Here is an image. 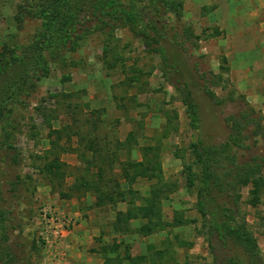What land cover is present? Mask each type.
<instances>
[{"label": "rangeland", "instance_id": "374dc122", "mask_svg": "<svg viewBox=\"0 0 264 264\" xmlns=\"http://www.w3.org/2000/svg\"><path fill=\"white\" fill-rule=\"evenodd\" d=\"M178 1L197 39L187 42L186 50L161 42L167 63L127 28L94 32L63 58L47 60L48 75L13 103L10 147H0V264H94L97 259L101 264H229L235 254L242 257L207 235L208 218L196 206L199 181L188 185V174H199L190 144L218 149L229 134L225 117L238 115L243 97L263 121L259 135L252 134L253 126L244 130L248 149L241 152L242 160L264 157V82L254 64L259 61L245 65L234 56L236 48L250 53L251 47L258 51L264 45V17L250 6L243 10L242 1ZM20 2L0 0V47L9 39L27 44L39 27L33 20L16 25ZM205 86L217 102L206 96ZM156 155L162 183L168 184L159 204L165 226L142 235L137 230L145 219H130L116 228V215L126 212V202L142 205L156 183L138 177L128 184L122 165L147 163ZM54 158L65 164L60 179L42 171ZM261 167L257 201L250 203L253 186H243L238 218L256 239L264 264ZM99 186L108 193L130 189L134 197L127 193V201H111L94 192ZM96 213L106 217L103 230L88 238L89 248L86 242L78 245L73 238L77 225Z\"/></svg>", "mask_w": 264, "mask_h": 264}, {"label": "trees", "instance_id": "16d2710c", "mask_svg": "<svg viewBox=\"0 0 264 264\" xmlns=\"http://www.w3.org/2000/svg\"><path fill=\"white\" fill-rule=\"evenodd\" d=\"M181 12L182 3L178 0H21L14 16L16 25L21 26L24 21L33 20L39 22V27L27 44L18 45L9 39L0 47V147L4 144L10 147L7 140L11 136L12 127L9 124L12 121L13 103L29 96L36 88V80L48 75L47 60L63 58L64 52L74 51L80 41L94 32L112 33L121 27L130 30L148 50L161 52V59L167 63L165 50L159 46L161 42L167 40L178 49L186 50L185 44H193L197 39ZM184 89L188 100L189 92L187 88ZM204 93L217 102L208 86L204 87ZM241 99L244 106L238 115L225 117L229 134L218 149L200 142L190 144L193 163L198 167L199 174H188L187 179L190 186L196 180L199 181L196 206L200 216L208 218V237L217 239L242 255L239 257L235 254L228 259V263L239 264L240 258H243L245 264H262L256 239L248 230L245 220L238 218V204L243 186H253L250 203L254 204L263 184L260 173L264 157L242 160L241 153L248 149L244 130L253 126L252 134L259 135L263 117L243 97ZM150 150L147 148V151ZM217 156L222 157L217 159ZM146 162L123 164L121 172L128 184L138 177L156 181L151 184L150 195L142 205L134 206L132 199L125 200V194H131V197L134 194L130 189L123 192L117 188L108 193L102 191L100 186L94 188L95 193H101V197L105 196L111 201L115 198L127 201L128 208L126 212L117 213L115 226L119 229L121 224H126L130 219H145L146 222L137 230L142 235L150 234L151 227L163 229L165 226L162 224L159 204L160 199L165 198L163 188L168 185L162 183L157 155L154 160L148 159ZM63 168L65 164L54 158L43 165L42 171L50 178L60 179L64 175ZM98 172L96 176L102 183V169L98 168ZM83 185L89 189L88 183ZM175 221L182 223L177 219ZM124 259L131 260L129 256ZM151 264H154L153 260Z\"/></svg>", "mask_w": 264, "mask_h": 264}, {"label": "crops", "instance_id": "0c3cea01", "mask_svg": "<svg viewBox=\"0 0 264 264\" xmlns=\"http://www.w3.org/2000/svg\"><path fill=\"white\" fill-rule=\"evenodd\" d=\"M230 1V0H227ZM233 2H238L242 1V5H243V10H248V7L250 6V8H252V10H256L259 16L264 17V0H232ZM253 3H256L255 5H253ZM238 11V12H237ZM239 14V10L235 9V16H237ZM242 14V13H241ZM240 14V15H241ZM239 15V16H240ZM250 53L248 51L244 49H240V48H236L235 49V58L236 60H242L243 64L247 65L248 62L247 60H258L259 62H256L254 64H257L258 67V71L260 72V80L264 82V62H260V60H264V45L260 46L258 51L256 49L253 50V48L251 47L250 49ZM243 56L240 59L238 58L239 56ZM238 56V57H237ZM253 64V65H254ZM264 88V84H262V89ZM264 91V90H261ZM263 111V110H262ZM77 213H79V211L77 210ZM106 217L104 216V213H96L93 215H90L88 218H84L81 223H79L77 225V231L75 232V234L73 235V238L75 239L76 243L79 244H83L86 242L87 247L89 248L90 246H92V242L88 240V238H90L92 235H95L96 233H99L100 230H103V226L106 224ZM76 250L78 249L77 247L75 248ZM84 250L82 249V252L80 253V257L84 254L83 253ZM91 258H88L87 260H90ZM85 260V259H84ZM96 263L94 264H101V261L97 259V261H95ZM89 263V262H87Z\"/></svg>", "mask_w": 264, "mask_h": 264}]
</instances>
